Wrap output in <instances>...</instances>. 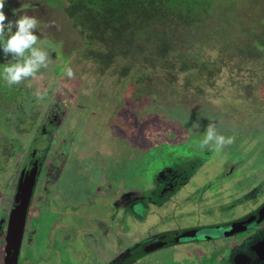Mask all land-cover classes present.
<instances>
[{"label":"rangeland","instance_id":"374dc122","mask_svg":"<svg viewBox=\"0 0 264 264\" xmlns=\"http://www.w3.org/2000/svg\"><path fill=\"white\" fill-rule=\"evenodd\" d=\"M260 7L258 12L260 10L264 16V5ZM3 11L7 18H14V12L36 16L41 22L38 37L56 46L48 67L25 82L23 93L13 101L0 99V224L11 207L20 169L31 160V149L39 151L42 166L48 169L43 177L41 174L40 185L29 206L31 226L23 244L30 246L21 253L30 251V258L24 257L22 264L116 263L141 231L159 232L168 228V225L159 226L164 220L158 219L163 210L152 203L146 210L134 202L133 210H128L122 218L116 215L113 205L128 189L143 190L145 200L155 199L148 190L152 189L154 177L160 170L177 169L174 168L177 165L178 169H184L188 163L182 166L181 160L201 158L202 154H193L185 145L188 141L163 144L169 142V136L162 141L169 130L177 133L181 140L190 131L203 127L205 130L212 123L216 130L223 129L233 135L240 132L248 147L262 143L264 148L262 60L234 57L229 64L226 61V65L220 66L219 72L212 74L208 82L198 76L197 69L179 73L174 83L166 79V72H171V68L157 70L148 73L151 80L138 87L134 82L136 78H124L121 67L106 71L94 61L82 59L78 48L80 37L65 15L50 3L5 0ZM192 55L203 56L198 60L208 58L210 65L217 68L215 51L202 50ZM65 63L72 67L73 78L61 76ZM52 115H56L55 121ZM22 118L25 122L21 124ZM48 120L54 121H51L53 126H49ZM175 138L177 140V136ZM192 138L195 137L188 140ZM193 141L197 146V141ZM237 143L234 141L231 146L236 147ZM197 148L195 150L200 151ZM242 156L248 157L241 153L240 158ZM219 158L216 150L208 155V161L194 178L197 184L193 188L184 187L188 194L209 179ZM241 169L249 173L247 166ZM250 183L235 184L229 200H220V219L243 211L245 203L240 191L245 192ZM139 196L132 194L133 199L142 197ZM45 197L51 210L46 209L47 205L38 204L39 199L46 201ZM199 202L195 203L198 211L204 203ZM148 211L158 214L150 217L146 224L130 225L133 227L128 232L116 227L108 231L115 216L128 226L133 213ZM4 235L0 225V264L4 256ZM187 244L174 246L173 258L181 259L196 248ZM218 248L224 249L221 245ZM165 254L170 253L161 252L158 264H178L166 261ZM209 261L203 263L209 264Z\"/></svg>","mask_w":264,"mask_h":264},{"label":"flooded vegetation","instance_id":"af4514ba","mask_svg":"<svg viewBox=\"0 0 264 264\" xmlns=\"http://www.w3.org/2000/svg\"><path fill=\"white\" fill-rule=\"evenodd\" d=\"M56 70H58L57 67ZM27 81L28 80L12 87L6 86L3 81H0V99L3 98L8 101H13L21 93H23L24 84ZM2 94H5L6 97ZM52 116L55 121L56 115ZM51 121L48 120L49 126H53ZM23 122H25V119L22 118L21 124ZM47 127L48 126H46V128ZM188 128L191 129L190 127ZM188 131L190 130H187V132ZM217 132L225 135L226 137L231 135L233 138L232 143L224 145V147L218 151L221 158L217 161L218 165H214L215 169H212L209 179H206V182L201 186H197L195 192L190 190L189 194L186 192L184 187L187 188V185H189L193 188L195 183L197 184V180L194 178L200 172L201 166L208 161V155H211L214 149L212 150V148H209L202 150L199 148V140L204 134V127L190 131L184 135L185 137L181 140H179V135H177L174 131L169 130L167 132V136L164 137L162 141L168 140L169 136V142L163 144H185L184 142L188 141L185 145L190 148V151L193 154H202L200 155L201 158L190 157L188 160H181L180 164H183L182 166L188 163L185 167L186 169H181L180 167V169H178L177 165V167H174L177 169L167 167L164 170H160V172L154 177L152 189L148 190L149 194L153 197L155 196V199L148 197L147 200H145L143 190L137 191V189H128L127 191H123L124 193L127 192L126 194L119 196L118 202H116L117 200L114 201V212L116 215L119 214L118 217L121 218L127 215L128 210H133L132 205H134V202H138L143 205L146 210H149L148 205L152 203V205L154 204L158 207V209L163 210L161 218H158H163V223H155V225H168V228L159 232H154L152 229L143 231L144 233L141 231V234L138 235L139 238L135 241V243L131 244L127 248L124 257L117 260L116 263L110 262L109 264H158L159 254L161 252H169L170 254H165V260L171 261V263L177 262L178 264H199L203 263L207 259L210 260L209 264H264L263 144H252V146L248 147L245 145L242 137L243 135H241L240 132L235 135H233L232 132L230 133L229 131H225L223 129L217 130ZM189 134L190 136L187 137ZM176 136L177 140L175 138ZM191 137L195 138L188 140ZM193 139L197 141V146H194L192 143L194 142ZM261 139L262 138L259 139V142H261ZM234 141L238 142L236 147L231 146ZM157 145L158 144H155V146ZM196 148L200 151H196ZM209 151L211 152L208 154ZM241 153L247 154L248 157L242 156L240 158ZM30 156L31 160L26 164L28 166L24 165L20 169L17 181L18 184L21 177L22 180H25L26 178L28 179L33 167H36V174L23 225L17 264H22L24 257H29L30 251L21 253V251L24 252V250L28 249L30 246L28 243L23 244L24 237L27 231H30L31 226L29 206L31 205V201L38 185H40L39 179L41 178V174L43 177L47 174L46 172L48 170H45L46 166H42L43 164L38 150L33 152L31 149ZM252 157L255 159L251 160ZM242 166H247L249 168V173L248 171H243L241 169ZM212 182L215 184L212 185ZM242 182H251L246 186L247 189L245 192L243 189L240 191L244 197L243 202L245 203L243 211L231 218L220 219L221 209L218 206L221 204L220 200H229L228 196L230 197V195L234 193L235 184ZM135 193H137L138 196L142 195V197L133 199L132 194ZM15 196L16 192L13 195L11 207L3 219V225L0 224L1 229H3L5 234L3 238L4 256L2 264H4V259L7 255L5 236L8 228L9 215L17 204L15 202ZM127 198L130 199L127 200ZM45 199L46 201L39 199L38 204L40 203L44 206L47 205L46 209L51 210L49 202H47L48 198L45 197ZM200 200H203L204 203L201 204V210L198 211L195 209V203L197 205L200 203ZM124 201H126V203L123 205ZM152 209L154 210V208ZM157 214L158 213L154 212L149 213V211L146 214L143 212L137 214L133 213L131 218H129L131 221H129L128 226H124V220L119 222L118 217L115 216L113 226L109 227L108 231H110L113 227H116L117 230L124 228L126 229V232H128L134 225H144L149 221L148 219L150 217L157 216ZM199 216H201V218ZM183 218L185 221H181ZM130 225L133 226L130 227ZM152 227L154 226L152 225ZM31 241H29V243ZM117 241L119 244L122 243L120 238H118ZM184 243H189L187 246H195L196 248L192 249L190 254H186L181 259L173 258V247ZM219 245L223 246L224 249L219 250ZM191 256L192 258H190Z\"/></svg>","mask_w":264,"mask_h":264},{"label":"trees","instance_id":"16d2710c","mask_svg":"<svg viewBox=\"0 0 264 264\" xmlns=\"http://www.w3.org/2000/svg\"><path fill=\"white\" fill-rule=\"evenodd\" d=\"M44 1L59 9L80 37L82 59L106 71L121 67L138 87L151 80L148 73L169 68V82L192 69L208 82L239 56L262 60L264 71V16L258 12L264 0ZM202 50L216 52L217 68L192 55Z\"/></svg>","mask_w":264,"mask_h":264},{"label":"clouds","instance_id":"9594fccd","mask_svg":"<svg viewBox=\"0 0 264 264\" xmlns=\"http://www.w3.org/2000/svg\"><path fill=\"white\" fill-rule=\"evenodd\" d=\"M4 4L5 0H0V81L12 87L47 68L56 46L38 37L41 22L36 16L14 12V18H7L3 11ZM74 75L70 64L65 63L61 76L73 78ZM232 139L218 133L215 125L209 123L199 140V147L219 151L224 145L231 144Z\"/></svg>","mask_w":264,"mask_h":264},{"label":"water","instance_id":"95a60500","mask_svg":"<svg viewBox=\"0 0 264 264\" xmlns=\"http://www.w3.org/2000/svg\"><path fill=\"white\" fill-rule=\"evenodd\" d=\"M36 174V167L30 172L28 179L19 180L15 196L17 203L9 215L8 228L5 236L7 255L4 264H17V256L21 243L24 220L31 195L32 185Z\"/></svg>","mask_w":264,"mask_h":264}]
</instances>
